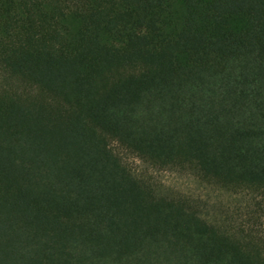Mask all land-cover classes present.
Here are the masks:
<instances>
[{
    "label": "trees",
    "instance_id": "obj_1",
    "mask_svg": "<svg viewBox=\"0 0 264 264\" xmlns=\"http://www.w3.org/2000/svg\"><path fill=\"white\" fill-rule=\"evenodd\" d=\"M0 264H264V0H0Z\"/></svg>",
    "mask_w": 264,
    "mask_h": 264
},
{
    "label": "rangeland",
    "instance_id": "obj_2",
    "mask_svg": "<svg viewBox=\"0 0 264 264\" xmlns=\"http://www.w3.org/2000/svg\"><path fill=\"white\" fill-rule=\"evenodd\" d=\"M129 162H131L134 167H143V165L133 157L129 158ZM154 174L166 187L181 194L210 202L221 201L223 203H230L233 200L228 194L213 189L190 175L177 172H155Z\"/></svg>",
    "mask_w": 264,
    "mask_h": 264
}]
</instances>
